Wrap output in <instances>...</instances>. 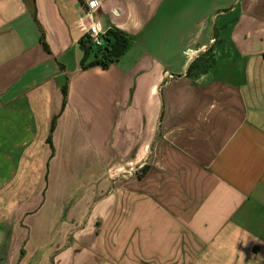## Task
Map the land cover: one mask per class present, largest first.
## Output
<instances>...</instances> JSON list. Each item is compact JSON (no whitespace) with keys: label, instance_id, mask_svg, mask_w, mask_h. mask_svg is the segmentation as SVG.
Listing matches in <instances>:
<instances>
[{"label":"crops","instance_id":"crops-1","mask_svg":"<svg viewBox=\"0 0 264 264\" xmlns=\"http://www.w3.org/2000/svg\"><path fill=\"white\" fill-rule=\"evenodd\" d=\"M89 1L0 0V264H264V0H96L83 69Z\"/></svg>","mask_w":264,"mask_h":264},{"label":"trees","instance_id":"trees-1","mask_svg":"<svg viewBox=\"0 0 264 264\" xmlns=\"http://www.w3.org/2000/svg\"><path fill=\"white\" fill-rule=\"evenodd\" d=\"M215 38H217L216 34L212 39V45L207 51L197 55L190 62L185 73L186 78H194L200 74L207 73L213 67L215 62L213 53ZM103 42V47L96 48L87 37H83L80 42V48L82 50L81 65L83 69L93 66L107 69L110 65L118 62L132 46V40L128 35L113 29L107 30L103 36ZM63 94L65 95L64 90ZM54 123L55 118L50 125V132L53 130Z\"/></svg>","mask_w":264,"mask_h":264},{"label":"built area","instance_id":"built-area-1","mask_svg":"<svg viewBox=\"0 0 264 264\" xmlns=\"http://www.w3.org/2000/svg\"><path fill=\"white\" fill-rule=\"evenodd\" d=\"M99 3L96 0L89 1L86 5V19L87 25L84 37H87L89 41L96 47H103V36L106 34L107 30H103L92 20L94 12L98 9Z\"/></svg>","mask_w":264,"mask_h":264}]
</instances>
